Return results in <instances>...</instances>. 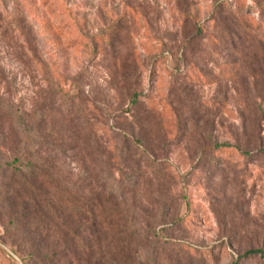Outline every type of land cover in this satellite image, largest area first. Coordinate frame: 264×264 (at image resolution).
I'll list each match as a JSON object with an SVG mask.
<instances>
[{"label": "rangeland", "instance_id": "374dc122", "mask_svg": "<svg viewBox=\"0 0 264 264\" xmlns=\"http://www.w3.org/2000/svg\"><path fill=\"white\" fill-rule=\"evenodd\" d=\"M0 105L78 196L118 187L129 264H264V0H0Z\"/></svg>", "mask_w": 264, "mask_h": 264}, {"label": "trees", "instance_id": "16d2710c", "mask_svg": "<svg viewBox=\"0 0 264 264\" xmlns=\"http://www.w3.org/2000/svg\"><path fill=\"white\" fill-rule=\"evenodd\" d=\"M232 22L244 24L247 30L256 25L244 13L235 14ZM0 117L9 122L13 132L12 138L0 135V216L6 218V239L22 256V262L129 264L131 249L141 247V243L136 239L139 229L135 220L120 209L118 187L107 186L93 199L81 198L43 166L36 149L46 136L36 131L35 124L1 105ZM130 135L124 133L125 138ZM227 148L231 147H214ZM153 164L160 167L156 161ZM138 180L133 175L129 184L135 188ZM163 225L159 222L157 228ZM258 254L264 251L250 250L245 256Z\"/></svg>", "mask_w": 264, "mask_h": 264}]
</instances>
